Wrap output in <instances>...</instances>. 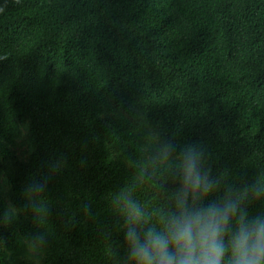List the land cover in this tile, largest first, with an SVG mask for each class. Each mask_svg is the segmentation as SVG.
I'll list each match as a JSON object with an SVG mask.
<instances>
[{
  "label": "trees",
  "instance_id": "obj_1",
  "mask_svg": "<svg viewBox=\"0 0 264 264\" xmlns=\"http://www.w3.org/2000/svg\"><path fill=\"white\" fill-rule=\"evenodd\" d=\"M0 9V213L9 202L21 209L0 226V264H33L24 240L42 229L23 190L61 157L43 197L42 264H119L126 244L110 193L134 182L127 161L146 125L177 151L201 143L212 174L237 186L264 176V0H0ZM135 195L149 210L162 203L147 184Z\"/></svg>",
  "mask_w": 264,
  "mask_h": 264
},
{
  "label": "clouds",
  "instance_id": "obj_2",
  "mask_svg": "<svg viewBox=\"0 0 264 264\" xmlns=\"http://www.w3.org/2000/svg\"><path fill=\"white\" fill-rule=\"evenodd\" d=\"M4 59L7 56H0ZM207 160L201 143L186 144L177 151L172 140L146 125L139 157L127 161L134 170V182L110 193V210L126 244L119 264H264V212L251 215L248 210L257 202L264 203V176L237 186L226 173L214 176ZM65 165L64 158H57L44 178L30 180L23 190L24 209L42 229L24 240L33 264H42L47 244L44 226L49 204L44 193ZM145 184L162 201L151 210L135 195ZM20 212L9 202L0 213V226H10ZM85 214L92 215L89 205ZM4 244L0 237V249ZM110 254L117 255L111 247Z\"/></svg>",
  "mask_w": 264,
  "mask_h": 264
}]
</instances>
